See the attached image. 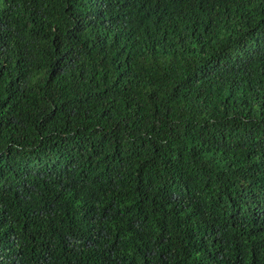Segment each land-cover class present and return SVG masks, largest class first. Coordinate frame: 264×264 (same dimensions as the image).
I'll use <instances>...</instances> for the list:
<instances>
[{
  "label": "trees",
  "instance_id": "16d2710c",
  "mask_svg": "<svg viewBox=\"0 0 264 264\" xmlns=\"http://www.w3.org/2000/svg\"><path fill=\"white\" fill-rule=\"evenodd\" d=\"M0 264H264V0H0Z\"/></svg>",
  "mask_w": 264,
  "mask_h": 264
}]
</instances>
